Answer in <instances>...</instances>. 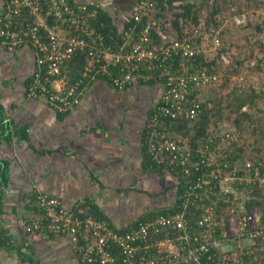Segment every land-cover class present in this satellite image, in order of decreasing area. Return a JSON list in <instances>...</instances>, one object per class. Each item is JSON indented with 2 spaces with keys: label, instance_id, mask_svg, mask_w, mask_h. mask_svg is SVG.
Wrapping results in <instances>:
<instances>
[{
  "label": "built area",
  "instance_id": "2783aa9c",
  "mask_svg": "<svg viewBox=\"0 0 264 264\" xmlns=\"http://www.w3.org/2000/svg\"><path fill=\"white\" fill-rule=\"evenodd\" d=\"M189 1L135 0L132 21L113 47L91 25L101 15L97 5L4 0L0 47L13 51L28 45L35 58L27 97L67 113L100 77L118 90L149 80L161 87L145 123L143 148L153 166L183 182L175 210L139 219L122 231L101 219L82 217L84 207L68 213L56 198L35 195L43 217L30 220V226L38 229L45 219L48 234L67 238L78 249L80 264H264V204L251 203L247 188L256 184L264 194V162L252 171L246 161L239 174V166L231 167L226 154L232 131L221 130L194 143L188 136L169 135L167 129L166 119L192 122L199 116L204 102L200 89L220 82L219 61L229 64L227 53L195 71L191 64L173 63L206 54L205 43L218 50L227 26L252 23L248 15L228 14L208 27L204 9L197 11L195 24L186 22L181 15ZM257 1L264 7V0ZM77 55H84L85 65L80 78L71 82L65 64ZM257 92L263 93L264 86Z\"/></svg>",
  "mask_w": 264,
  "mask_h": 264
},
{
  "label": "crops",
  "instance_id": "0c3cea01",
  "mask_svg": "<svg viewBox=\"0 0 264 264\" xmlns=\"http://www.w3.org/2000/svg\"><path fill=\"white\" fill-rule=\"evenodd\" d=\"M69 1L97 5L119 33L135 6V0ZM34 73L30 46L13 51L0 47V118L8 125L0 142V233L22 245L36 264H80L69 239L28 230L32 196L50 195L68 213L87 210L89 203L101 220L122 231L149 213L171 209L180 178L150 170L143 148L146 119L161 87L137 83L118 90L97 79L76 107L62 113L27 97ZM0 264L28 262L21 263L15 250L0 248Z\"/></svg>",
  "mask_w": 264,
  "mask_h": 264
},
{
  "label": "trees",
  "instance_id": "16d2710c",
  "mask_svg": "<svg viewBox=\"0 0 264 264\" xmlns=\"http://www.w3.org/2000/svg\"><path fill=\"white\" fill-rule=\"evenodd\" d=\"M254 1L257 5H261V3L258 2L257 0H254ZM204 2L207 3L208 0H204ZM199 7L200 5L196 4V0L187 2V4H185L183 7L184 13L181 15V18L184 19V21L186 22L189 21L195 24L197 22V11L199 10ZM218 13H222V12L216 10L215 7L211 8L210 12L208 13V22H207L208 27H215V25L218 23L217 21ZM131 21L132 19L129 20L128 24H130ZM263 21H264V16H263ZM91 25L95 29V31H101L103 33L105 41L109 43V45H112L113 47H115V44L118 43L119 41V37L121 33L117 32L115 27L112 25L109 17H107L106 15L102 13L98 17L96 22L95 21L92 22ZM174 26L177 27V22H175ZM249 26H252L251 29L258 33L264 30V23L263 24L261 23V25H258V23L251 25L250 22H247L245 25H242L240 27L248 29L250 28ZM102 27L104 28L102 29ZM223 32L224 31H222L220 35L222 46L217 50L216 57H214L213 59H207L205 56L206 54L195 56L194 59H190V60L184 57H181L173 63L174 66H178L179 63L183 62V64L184 63L191 64V69H193L191 71L198 70L202 66L209 68L211 65H213L216 62V58L219 56V54L221 53L225 54L229 48V47L227 48V45L225 43L223 44V40H222ZM248 39H249L248 36H246L247 41H249ZM237 60L238 59L236 57L235 61ZM241 63H242L241 61L239 60L237 61V64H241ZM84 65H85L84 55H77L76 57H74L72 60L68 61L65 64L64 73L71 77V82H74L80 78V74H81V71ZM99 79H104V78L100 77ZM142 83L151 84V83H155V81L149 80V81L142 82ZM261 86L262 87L264 86V79L261 81L260 87ZM251 90L249 89V91H245V90L242 91V89H237V90L231 91L230 93L225 95V97H223L224 98L223 102L221 101V98H217L218 100H211V102H213L212 103L213 105L211 107H208L209 105L206 102H203L201 104V112L199 116L192 122L185 120V119H180V120L166 119V121L168 122L167 129L169 131V135L179 134L182 136H188L191 138V142H194V143L195 141L197 142L199 140L207 141L209 137H212L216 132L221 131L220 128L218 127H219V124L222 123V119H224V117H227L226 113L229 116L234 115V118L231 122L232 129L224 130V131H232L234 133V135L232 136V141L228 142L229 144L226 146V154H227L228 163L230 164L231 167L238 165L239 174H241L244 169L245 162L249 161L252 163L251 170L253 171V168L257 167L258 166L257 164L259 162L261 161L264 162V116L259 114L257 111H250L249 113L247 109L250 108L249 107L250 105L253 106V104H255L256 101L258 102L261 98L264 99V92L258 93L255 90H254L255 92ZM197 92H199V90L195 91L192 94V98L195 97V94ZM156 101H158V99ZM152 110L150 109L151 112ZM150 111L149 113H151ZM149 116L150 114H148L146 121L148 120ZM2 121L3 119L0 118V142L1 140L5 138V134L8 130L7 129L8 125H6V123H1ZM144 132L145 131H143V135H144ZM145 159H148V157L145 156ZM146 161H147L146 166L150 170H155V169L160 170L156 166H153L152 164H150L148 160ZM0 164L3 165L2 162H0ZM182 184L183 182L179 180L178 195L182 191V187H183ZM247 188L249 189L248 195L253 196V199L251 200V202L255 204L263 205L264 204V194L261 193V190L258 188V186L256 184L249 183L247 185ZM0 197H1V192H0ZM32 197L33 199L31 202V205H32L31 209H32L33 216L31 217L30 220L34 219L35 217H38V218L43 217V213L40 211V209L36 205L35 195H33ZM88 205H89V209L84 211V214L82 215V217L89 215L94 218L100 219L99 217H101V215L99 214L97 209L89 203ZM175 209L176 208L174 209L171 208V210L156 211L155 213L154 212L149 213L140 219H145L147 216L149 217L150 215L157 214V213L159 214L160 213H163V214L171 213ZM77 211H74L73 213H76ZM1 212L2 211L0 209V214ZM192 218L195 219L196 215ZM30 220L25 221V224L30 222ZM263 222H264V219H263ZM28 230H30L31 232L41 234V235L44 234L48 238L52 237L50 234H48L47 221L43 218L40 222V228H38L37 230H34L30 226ZM0 248H4L6 250H15L17 253L18 259L21 263L28 262V264H36L35 262H33V260L28 255L25 254V252L23 251L22 245L21 246L13 245V242L10 241V238L1 237V233H0Z\"/></svg>",
  "mask_w": 264,
  "mask_h": 264
},
{
  "label": "rangeland",
  "instance_id": "374dc122",
  "mask_svg": "<svg viewBox=\"0 0 264 264\" xmlns=\"http://www.w3.org/2000/svg\"><path fill=\"white\" fill-rule=\"evenodd\" d=\"M199 1L202 0H196L197 4ZM204 5L205 7L201 5L199 7V10L204 9V14L209 13L211 8L214 7L216 10L222 12L217 14V21L221 19L222 15L223 18H227L228 14H244L253 20L251 25L255 23L261 25V23H264V9L262 5H257L254 0H208ZM205 20L207 23L208 15L205 17ZM249 27L248 29L241 28L240 26H227L225 28L222 40L223 44L225 43L227 48L229 47L226 52L229 64L224 65L219 61L217 68L220 71V82L216 85L200 89L202 95L200 98L209 105L208 107L213 105L211 100L221 98L223 102V97L231 91L237 89L249 91V89H253L251 91L255 90L257 92V89L260 87L261 81L264 79V30L258 33L251 29L252 26ZM246 36H248L249 41L246 40ZM204 47L206 48L207 59H213L217 56V50L208 47V43H205ZM236 57L242 62L241 64H237L238 60L235 61ZM249 107L247 109L249 113L250 111H257L264 116V99L261 98L253 106L250 105ZM226 115L227 117H224L222 123L219 124L218 128L220 130L232 129L231 122L234 115L229 116L227 113Z\"/></svg>",
  "mask_w": 264,
  "mask_h": 264
},
{
  "label": "bare ground",
  "instance_id": "6f19581e",
  "mask_svg": "<svg viewBox=\"0 0 264 264\" xmlns=\"http://www.w3.org/2000/svg\"><path fill=\"white\" fill-rule=\"evenodd\" d=\"M236 161V160H235ZM234 161V162H235ZM145 162V161H144ZM147 162V161H146ZM8 164V163H7ZM143 164V163H142ZM235 164V163H234ZM10 165V164H9ZM156 170V169H155ZM8 178V177H7ZM176 189V188H175ZM172 191V190H171ZM173 193V192H172ZM174 194V193H173ZM254 194V193H253ZM60 200V199H59ZM252 203V202H251ZM88 206V205H87ZM82 208V207H81ZM169 210H171V209H169ZM87 212V211H86ZM17 215V214H16ZM111 221V220H110ZM12 225V224H11ZM21 227V226H20ZM27 237V236H26ZM28 242V241H27ZM70 245V244H69ZM27 246V245H26ZM39 260V259H38Z\"/></svg>",
  "mask_w": 264,
  "mask_h": 264
},
{
  "label": "clouds",
  "instance_id": "9594fccd",
  "mask_svg": "<svg viewBox=\"0 0 264 264\" xmlns=\"http://www.w3.org/2000/svg\"><path fill=\"white\" fill-rule=\"evenodd\" d=\"M245 109V108H244Z\"/></svg>",
  "mask_w": 264,
  "mask_h": 264
}]
</instances>
